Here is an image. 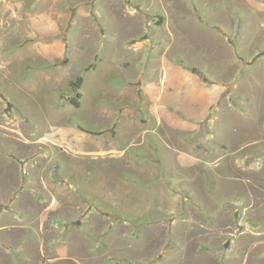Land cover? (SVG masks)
<instances>
[{
    "label": "rangeland",
    "instance_id": "rangeland-1",
    "mask_svg": "<svg viewBox=\"0 0 264 264\" xmlns=\"http://www.w3.org/2000/svg\"><path fill=\"white\" fill-rule=\"evenodd\" d=\"M0 264H264V0H0Z\"/></svg>",
    "mask_w": 264,
    "mask_h": 264
},
{
    "label": "crops",
    "instance_id": "crops-1",
    "mask_svg": "<svg viewBox=\"0 0 264 264\" xmlns=\"http://www.w3.org/2000/svg\"><path fill=\"white\" fill-rule=\"evenodd\" d=\"M161 120V119H159ZM167 150H171L170 146H166ZM154 148L151 149V153H154ZM211 152V149H210ZM188 164V163H187ZM140 179H142L140 177ZM188 184V182H187ZM187 188H190L187 185ZM193 190V189H192ZM15 202V201H14ZM103 218L107 217V216H112L111 212L106 211L103 213ZM32 220V218H30V221ZM104 221V220H102ZM19 223V222H18ZM34 228L29 229V227H25L22 228V226H19V228L17 229V233H23L25 234L27 241L26 243H30L32 245H40L41 248L39 251H41V255L42 257H45L46 255H49V261H52L53 258L57 257L56 252L58 251V233H68L69 232V237L67 240V244L68 241H70L69 244H71L72 239H74V241H78L81 242H85L88 241V238H86L85 236H83V234H81V236H79V233H84L85 232V228L87 230H93L96 233H101V236L99 237V239L102 241L103 245L104 244H110L111 240L115 241L114 239L116 238L115 234H116V228L117 225L114 224H109V225H102V226H91V227H87V226H82V225H78L75 227V229H72V227L68 226V227H61L59 225L53 224V225H33ZM132 226H126V227H122L120 229H118L119 231H123L124 230H128L130 229ZM117 230V231H118ZM68 231V232H67ZM29 233V235H28ZM47 234V235H46ZM34 235V236H33ZM33 236V237H31ZM124 239H127V237H124ZM29 250H31V248H28ZM52 256V257H51ZM48 261V260H47ZM50 263V262H49Z\"/></svg>",
    "mask_w": 264,
    "mask_h": 264
},
{
    "label": "trees",
    "instance_id": "trees-1",
    "mask_svg": "<svg viewBox=\"0 0 264 264\" xmlns=\"http://www.w3.org/2000/svg\"><path fill=\"white\" fill-rule=\"evenodd\" d=\"M82 83H83V77L82 76L77 77V79L71 83V86L73 88V92L75 93V96H76V98L71 101V104L75 108L80 107V103L78 102V100L81 97L80 89H81Z\"/></svg>",
    "mask_w": 264,
    "mask_h": 264
}]
</instances>
